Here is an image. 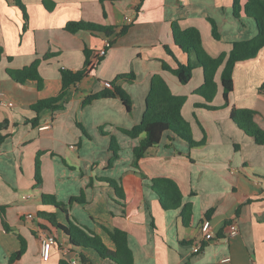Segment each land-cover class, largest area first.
<instances>
[{
	"label": "crops",
	"instance_id": "0c3cea01",
	"mask_svg": "<svg viewBox=\"0 0 264 264\" xmlns=\"http://www.w3.org/2000/svg\"><path fill=\"white\" fill-rule=\"evenodd\" d=\"M21 2L28 14L26 29L23 10L12 1L0 0V94L11 103L0 106V126L5 124L3 133L7 135L0 148V264H71L73 260L76 264H116L100 258L93 249L74 250L62 231L38 216L39 212L55 213L59 223L67 224V215L44 206L42 195L68 203L82 192L86 203L69 206L70 220L98 234L110 248L113 244L106 231H125L135 264H264V146L239 130L229 115L233 107L253 110L255 122L264 130V94L259 93L264 84V48L255 59L235 66L234 91L227 107L221 83L223 67L218 70V91L212 104L223 109L214 111L212 121L193 105L202 102L193 95L204 84L203 68L196 70L197 84L190 90L194 77L183 85L165 69L175 70L178 63L187 65L191 59L176 45L173 24L181 30H200L205 50L218 57L229 53L233 43L257 36L254 20L244 12L241 20L235 18L234 0ZM247 2L241 0L243 6ZM126 17L134 22L127 25ZM70 22L110 26L115 32L109 38L89 31L73 34L65 29ZM212 23L219 39L213 35ZM126 26L127 32L120 35ZM107 40L113 44L103 60L69 89L60 102L63 109L44 110L38 125H33L31 120L37 115L31 107L61 93V70H82L85 49L99 52L101 57ZM36 61L42 88H38V81L20 84L8 75V70H20ZM131 73L136 76L134 81L118 79L117 83L131 98V111L120 98L83 105L87 96L107 89L105 82ZM155 75L166 81L174 95L188 96L182 115L191 123L195 142L206 143L192 148L168 131L135 168L133 149L140 139L127 136L123 130L141 124ZM222 120H226L228 133L220 126ZM45 124L50 128L40 130ZM111 135L119 139L122 149L109 167L113 157ZM38 161L41 186L36 180ZM138 171L148 180H143ZM154 178H169L178 184L183 204L192 206L188 225L183 223L182 209L163 208L149 186ZM103 179L115 181L125 199ZM206 220L215 235L210 242L204 241L202 232ZM231 224L239 228L234 237H229ZM44 233L56 239L47 261L41 252ZM23 244L25 253L11 262ZM199 244L203 248L196 254L194 248Z\"/></svg>",
	"mask_w": 264,
	"mask_h": 264
},
{
	"label": "trees",
	"instance_id": "16d2710c",
	"mask_svg": "<svg viewBox=\"0 0 264 264\" xmlns=\"http://www.w3.org/2000/svg\"><path fill=\"white\" fill-rule=\"evenodd\" d=\"M19 6L24 13L25 29L28 26V14L21 0H8ZM104 2L106 0H100ZM114 1V0H110ZM144 1V0H140ZM255 21L258 29V34L255 38L248 41H239L233 43L232 49L229 53H222L218 57H212L207 53L203 46V38L200 30L191 27L186 30H181L178 25L173 24L174 41L185 53L190 56V61L187 65L178 63L177 69L165 67L175 75L179 82L183 85L188 84L192 79L194 67H201L204 71V84L195 91L196 94L202 96L207 103L213 102L217 95L218 85L215 80L218 70L223 67L221 74V83L223 87L224 106H229L230 95L234 91L233 73L235 66L244 61L252 60L257 57L259 52L264 48V0H248L243 6L241 0H234L233 13L235 18L241 20V13ZM213 35L219 39L217 27L214 23ZM70 33H78L79 31H89L92 34H104L106 37H111L115 29L110 26H102L85 22H70L65 28ZM128 26L124 27L120 32L123 35L127 32ZM113 44V41L111 42ZM167 51L171 53L167 47ZM85 64L84 68L77 72L70 70H61V79L63 88L61 93L54 98L42 100L37 102L31 107V110L37 115L36 118L31 120L35 126L40 121V114L48 109L51 111L63 109L60 102L63 101L72 86H76L85 77L89 76L93 70L101 63L104 56H99V52L91 49H85ZM3 49L0 48V62L2 59ZM48 57V56H47ZM39 61H36L29 67L20 70H8V75L15 82L25 84L28 81H38V88H42V80L38 72ZM135 74L121 75L116 81L112 82V89H106L98 94H91L87 96L83 105L91 104L92 102L105 99V98H120L128 111L132 110V101L129 95L124 91L121 85H118V79L122 82H132L135 80ZM259 93L264 94V84L259 88ZM186 98L183 96H176L172 93L169 85L160 76L155 75L151 81V90L147 98V108L143 120L139 126L132 130H123L127 136L140 139L138 146L133 149V166L139 167L141 159L145 158L150 150L157 146L168 131H173L178 134L189 145L200 147L205 145V141L195 142L191 132V126L182 116V109L185 105ZM212 109L210 106H204ZM256 112L250 109H237L235 107L231 110V118L255 143L259 146H264V130L261 129L255 122ZM5 124L0 126V148L5 142L7 135L3 133ZM82 130H85L82 127ZM105 135H109L103 130ZM86 133V132H85ZM110 150L113 157L109 162V167H112L119 158L121 151L117 139L112 136L110 143ZM137 174L145 181L148 180L147 176L138 171ZM37 186L42 185V178L40 175V164L37 162L36 170ZM111 187H113L117 194L125 199L122 188L113 180H101ZM150 188L158 195L161 205L165 210L182 209V220L185 225H188L192 216V206L190 204H183V194L178 184L169 178H154L149 180ZM85 204L84 192L78 197H73L68 203H61L56 200L52 195H42V204L46 207H53L57 211L67 215V224H61L56 219L55 213L39 212V218L47 221L50 225L59 231H62L69 239V242L74 250L76 249H93L96 251L100 258L109 259L116 264H135L134 254L129 246L128 234L120 229L107 230L108 237L113 244L110 248L98 234L90 232L84 228L73 223L68 217L69 206L74 203ZM26 247L23 244L21 249L13 254L10 261L14 262L19 260L25 253Z\"/></svg>",
	"mask_w": 264,
	"mask_h": 264
},
{
	"label": "built area",
	"instance_id": "2783aa9c",
	"mask_svg": "<svg viewBox=\"0 0 264 264\" xmlns=\"http://www.w3.org/2000/svg\"><path fill=\"white\" fill-rule=\"evenodd\" d=\"M125 22L127 25L132 24L134 21L131 17H126L125 18ZM111 41L107 40L105 43V47L104 49L101 51V56H105L106 51L108 48L111 47ZM104 86L107 89H112V82H105ZM2 105H7V106H11V103H7L5 102V100L3 99L2 94H0V106ZM50 128V124H45L43 126L40 127V130H47ZM29 218H33L32 215H29ZM202 232L204 234V241L205 242H210L213 241L215 239V235L212 231V225L211 222L209 220L204 221L203 225H202ZM239 233V228L237 226V224H231L229 226V237H234ZM56 243V239L55 237L44 233L41 236V252H42V258L47 261L50 257L51 254V249L53 247V245ZM203 248V244H199L198 246H196L194 248V253H200L201 250ZM71 264H76V261L73 260Z\"/></svg>",
	"mask_w": 264,
	"mask_h": 264
},
{
	"label": "rangeland",
	"instance_id": "374dc122",
	"mask_svg": "<svg viewBox=\"0 0 264 264\" xmlns=\"http://www.w3.org/2000/svg\"><path fill=\"white\" fill-rule=\"evenodd\" d=\"M255 22V21H254ZM200 67H194V69H193V74H192V79H193V77H194V79L192 80V84H191V86L188 88V90H190V88H195L196 87V84H197V76H196V70L197 69H199ZM187 90V89H186ZM183 97H185L186 98V102H185V105H186V103H187V101H188V96H183ZM189 97H190V95H189ZM193 97H196V98H200L201 100H202V102H200V103H194L193 105H195V109H199L200 111H202L203 113H206V114H208L209 116H208V118H209V120L210 121H212L213 120V113H214V111H221L223 108L222 107H216V105L215 104H212V102L211 103H207L206 101H205V99L203 98V97H201V96H199V95H193ZM192 105H190L188 108H190ZM204 106H210V107H212V109H209V108H206V107H204ZM225 109V108H224ZM223 114V113H222ZM229 115H231V112L229 113ZM183 116V115H182ZM193 116V119H195V114L194 115H192ZM230 117V116H229ZM183 118L187 121V119L183 116ZM219 118H222V116L221 115H219ZM229 120V119H228ZM188 123H189V125L191 126V123L189 122V121H187ZM202 123V122H201ZM217 123L219 124V120H217ZM235 125H236V127L239 129V130H241L239 127H238V125L236 124V123H234ZM223 125V126H222ZM226 120H222V122H221V125L220 126H222L223 127V131L225 132V133H228V130H226L225 129V127H226ZM212 131L215 133V130L214 129H212ZM242 131V130H241ZM191 132H192V136H194L193 135V129H192V127H191ZM244 132V131H243ZM245 133V132H244ZM176 134V133H175ZM246 134V133H245ZM177 135V137H179L181 140H182V138L178 135V134H176ZM112 136H114V135H111L109 138L111 139V137ZM115 137V136H114ZM116 139H117V137H115ZM117 141H118V144H119V146H120V149H122V146H121V144H120V141H119V139H117ZM185 141V140H184ZM128 163H130L129 162V160H126ZM118 204L119 205H121V206H124L123 205V201L122 200H120V199H118Z\"/></svg>",
	"mask_w": 264,
	"mask_h": 264
}]
</instances>
